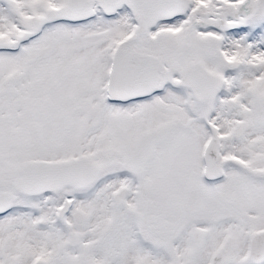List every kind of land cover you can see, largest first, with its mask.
I'll use <instances>...</instances> for the list:
<instances>
[{
  "label": "snow or ice",
  "instance_id": "1",
  "mask_svg": "<svg viewBox=\"0 0 264 264\" xmlns=\"http://www.w3.org/2000/svg\"><path fill=\"white\" fill-rule=\"evenodd\" d=\"M0 264H264V0H0Z\"/></svg>",
  "mask_w": 264,
  "mask_h": 264
}]
</instances>
